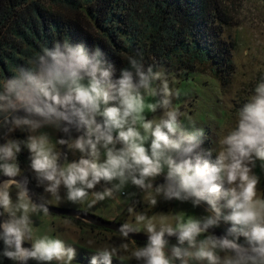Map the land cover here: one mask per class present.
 Wrapping results in <instances>:
<instances>
[{"label":"clouds","instance_id":"clouds-1","mask_svg":"<svg viewBox=\"0 0 264 264\" xmlns=\"http://www.w3.org/2000/svg\"><path fill=\"white\" fill-rule=\"evenodd\" d=\"M43 51L38 72L7 81L0 93V112L18 113L23 106V111L30 115L6 117L5 124L33 130L55 125L65 133H71V126L81 132L73 145L81 158L65 166L58 164L60 153L49 147L46 135L28 137L30 167L39 185L46 182L45 191L58 194L63 185L68 200L76 202L101 181H118L112 188L96 194L102 200L129 181L141 189L152 188L155 177L167 169L165 183L156 186L158 195L162 194L166 200L191 201L194 207L204 202L213 214L202 219L189 218L179 223L177 229L157 230L149 222L147 244L134 253L138 261L173 264L179 260L180 264H188V258H193L207 264H264V200L256 198L259 178L252 172L256 160L264 162V79L255 87L250 102L240 109L237 127L223 139L222 150L213 160L212 151L202 147L203 130L187 132L181 125V113L171 107L173 93L162 73L153 72L151 67L145 71L142 64L131 58V70H122L113 82V68L100 59V49L89 55L82 45L73 47L65 42L63 50L57 44L54 50ZM154 80H161L164 98L146 105L141 89L155 94ZM145 108L165 111L158 121L148 120ZM32 114L40 119H33ZM58 143L64 144L66 140L61 138ZM20 151L17 141L0 145V171L5 176L18 175L20 169L11 161ZM11 183L18 182L10 179L3 184ZM23 188L21 195L26 196L27 188ZM221 200L230 209L227 214L218 207ZM151 204L156 205L157 200L153 198ZM37 207L45 214L48 212L43 204L32 205V211ZM0 208L9 211V219L0 223L4 257L18 264H28L29 260L48 264L65 258V264H71L76 249L58 238L44 236L30 248L23 246L26 234L31 231L28 202L17 204V211L22 210V214L16 216L11 211L9 192L0 190ZM144 219L143 215L137 217L138 221ZM221 220L230 224L223 237L197 240L210 227L219 226ZM131 231L134 229L128 224L121 227L125 237ZM165 234L177 237L171 256L165 252L169 243ZM231 234H237L236 238L229 239ZM240 236L246 241L244 253L237 252L221 260L216 249L243 248ZM114 253V249H104L93 255L89 264H112Z\"/></svg>","mask_w":264,"mask_h":264},{"label":"rangeland","instance_id":"rangeland-1","mask_svg":"<svg viewBox=\"0 0 264 264\" xmlns=\"http://www.w3.org/2000/svg\"><path fill=\"white\" fill-rule=\"evenodd\" d=\"M223 4L228 7L234 22L226 24L224 33L236 42L232 55L234 69L231 73L226 74L219 71L212 57L196 60L194 68L189 66L188 63L183 64L181 60H178V62L170 65L159 64L153 71L162 73L163 79L167 80L169 89L173 93L170 97L171 107L178 109L181 113L179 121L185 131L192 132L202 129L204 132L203 138H208L210 150L214 157L222 150L223 139L237 127L240 109L244 104L250 102L251 97L255 94V87L264 79V0H223ZM190 61L191 58L186 56L185 62ZM6 83L7 81L4 80L3 91ZM152 88L155 90V94L141 89L146 105L157 103L164 98L161 80H154ZM177 91L179 95L175 94ZM22 107L20 106V108ZM164 111L165 109H157V111L152 112L145 108L144 116L148 120L158 121ZM9 113L0 112V120ZM32 118L40 119L38 116H32ZM137 126L139 127V125ZM61 132V128L55 125H45L35 130L27 126V140L30 136L46 135L49 147L61 154L62 146L61 143H58V140L61 139ZM75 137L71 136L68 140L66 159H64L62 166L81 158L79 150L73 147ZM119 146L117 145V147ZM24 159L27 174L36 178V173L30 167L29 151ZM103 159L104 150L101 149V160ZM166 171L167 169H165L164 174L155 177L152 188L141 189L129 181L119 191L114 190L112 196H106L102 200L96 194L104 192L106 188H112L118 181H101L95 188L89 189L88 195L85 197L92 208L83 209L92 212L96 210L95 213L97 214L105 208L106 210H119L116 218L99 215L128 224L134 231L147 234H149L147 232L149 222L154 224L157 230H160L161 227L177 229L179 223H184L189 218L202 219L213 214L204 202L194 207L191 201L166 200L162 194L158 195L156 186L165 182H157L165 179ZM252 172L259 178V183L256 186V198L264 200V162L256 160ZM12 184L4 189L9 192L12 200L11 211L15 212L16 216H20L22 210L17 211V204L29 203L27 214L31 220V231L26 234L25 240L30 242L31 245L44 236L58 238L64 241L66 246L76 249V256L71 264H89L90 258L104 249L115 250L112 264H143L142 260L138 261L136 259L134 253L144 247L145 243L125 237L115 230L79 223L73 217L52 212L45 214L38 207L36 211H32V205L36 204L27 195H21L24 190L20 184ZM2 186L3 184L1 190L3 189ZM41 187V198L46 203L61 207H72L65 205L68 198L67 189L63 185L59 188L58 194L45 191L46 182L41 183ZM153 198L157 200L156 205L151 204ZM224 205L225 201L221 200L218 207L221 208L223 214H227L230 209ZM3 210L5 220H8L9 211ZM138 215L145 216V219L138 221ZM217 227L227 232L230 224L221 220ZM209 236H211L210 233L206 231L201 233L197 240H204ZM236 236L237 234H231L228 237L234 239ZM168 241L165 252L166 255L171 256V248L173 245H177V238ZM239 242L246 244L242 236L239 237ZM0 245H2L0 247V264L17 263L2 255L3 241H0ZM184 246L186 247L187 244ZM191 250L194 251L195 249ZM216 253L221 257V260L237 254L231 250L222 251L219 248L216 249ZM65 260L58 261L54 259L48 264H65ZM28 264H38V262L30 260ZM39 264H45V262H39ZM173 264H180V261L174 260ZM188 264H207V261L188 258Z\"/></svg>","mask_w":264,"mask_h":264},{"label":"trees","instance_id":"trees-1","mask_svg":"<svg viewBox=\"0 0 264 264\" xmlns=\"http://www.w3.org/2000/svg\"><path fill=\"white\" fill-rule=\"evenodd\" d=\"M229 23L233 17L223 0H0V93L4 80L35 74L43 50L57 44L63 50L65 42L82 45L89 55L100 49L113 82L131 70V58L154 71L178 60L194 68L196 60L212 57L228 74L236 45L224 34ZM22 139L27 146V126ZM203 141L210 150L208 138Z\"/></svg>","mask_w":264,"mask_h":264},{"label":"water","instance_id":"water-1","mask_svg":"<svg viewBox=\"0 0 264 264\" xmlns=\"http://www.w3.org/2000/svg\"><path fill=\"white\" fill-rule=\"evenodd\" d=\"M21 115V114H26V115H30L29 113H26L23 111V108L18 112L15 113L13 116L15 115ZM32 116H35L34 114H32ZM12 124H4L2 125V127L0 128V145L6 144L5 142V137L9 131V129L11 128ZM70 130L72 129L71 126ZM73 137L76 136V134L72 135ZM71 137L70 133H65V132H61V138L66 140V143L61 144L62 146V151L60 154V159L58 160V164H60L62 166L63 161L65 159V155L67 153V149H68V140ZM29 151V149L27 148V152ZM7 179H12L18 182V184H20V186L22 187V189L24 190L23 187L27 188V196L32 200V202L34 204L38 205H45L48 208V212H52V213H56L59 215H64V216H69V217H77L80 218L84 221H87L89 223H92L96 226H100V227H105L111 230H115L118 231L122 234L121 232V227L123 225H125L122 222H119L117 220H113V219H107L104 218L103 216L92 212L90 210L87 209H83V208H73V207H61V206H55V205H51L46 203L44 200H42V198L37 194L35 188L33 187V185L31 184V182L29 181V179L25 176H22L20 174H18L16 177H7L5 176L3 173L0 174V190H1V184L4 180ZM165 182V179L160 180L157 183H162ZM156 183V184H157ZM3 221H5V217H4V210L3 208H0V223H2ZM207 232H209L211 235H214L215 237H223L226 232L224 229H221L217 226L214 227H210ZM148 235L147 233H142V232H138V231H131L128 233L129 238H131L132 240L135 241H144L147 242L148 241ZM165 238L167 240H172V239H176L177 237L175 235L173 236H168L167 234H165ZM229 238V237H228ZM231 239V238H229ZM24 247H31L30 242H28L27 240H25ZM244 246V245H243ZM246 246H244L243 248L239 249V250H231L235 253L239 252L241 254L244 253ZM248 251H250V249H248ZM30 261V260H29ZM28 261V263H29ZM18 264V262H17Z\"/></svg>","mask_w":264,"mask_h":264},{"label":"flooded vegetation","instance_id":"flooded-vegetation-1","mask_svg":"<svg viewBox=\"0 0 264 264\" xmlns=\"http://www.w3.org/2000/svg\"><path fill=\"white\" fill-rule=\"evenodd\" d=\"M23 108V107H22ZM20 108V109H22ZM15 113L10 112L8 115L3 116V118L0 120V128L2 127V125L5 122V118H11ZM26 114H21L20 116H25ZM24 126H15L12 124L11 128L9 129L6 137H5V142L6 143H10L11 141H17L20 143L21 146V151L19 153H16V157L13 161H11V163H15L18 165L20 171L18 174L25 176L29 179V181L31 182V184L33 185V187L35 188L37 194L41 197V184L39 185L37 182V179L35 177H30L27 174V169L25 168V155L27 152V146L23 143V139H22V128ZM73 134H76V136L80 135L81 132H78L74 127H72L71 129V133L70 135L72 136ZM3 173L2 171L0 172V174ZM147 244V242L145 243Z\"/></svg>","mask_w":264,"mask_h":264},{"label":"crops","instance_id":"crops-1","mask_svg":"<svg viewBox=\"0 0 264 264\" xmlns=\"http://www.w3.org/2000/svg\"><path fill=\"white\" fill-rule=\"evenodd\" d=\"M10 185H13V184L11 183ZM10 185L7 186V185H4L3 184V186H2L3 189L2 190H4L5 188L9 187ZM65 205L72 206L73 208H90V209L92 208L91 205L85 200V198H83L82 200H77L76 202H72V201H69L68 200V202L65 203ZM92 210H94V209H92ZM94 212H97V211L95 210ZM118 212H119V210H117V211H115L113 209L112 210H110V209L109 210H106V208H105L102 212H100V213L98 212V213L99 214H102V215H105V216H108L110 218H116V216H118L117 215ZM67 217H69V216H67ZM78 222L79 223L89 224V223H87V221L83 222V221L78 220ZM244 246H246V245H244ZM15 264H17V263H15Z\"/></svg>","mask_w":264,"mask_h":264},{"label":"bare ground","instance_id":"bare-ground-1","mask_svg":"<svg viewBox=\"0 0 264 264\" xmlns=\"http://www.w3.org/2000/svg\"><path fill=\"white\" fill-rule=\"evenodd\" d=\"M8 180H10V179L4 180V181L2 182V184H3L5 181H8ZM2 184H1V185H2Z\"/></svg>","mask_w":264,"mask_h":264}]
</instances>
